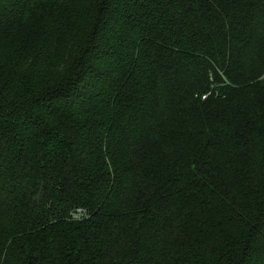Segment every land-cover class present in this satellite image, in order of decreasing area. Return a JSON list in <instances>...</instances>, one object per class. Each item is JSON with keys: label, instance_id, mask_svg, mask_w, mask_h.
Segmentation results:
<instances>
[{"label": "trees", "instance_id": "obj_1", "mask_svg": "<svg viewBox=\"0 0 264 264\" xmlns=\"http://www.w3.org/2000/svg\"><path fill=\"white\" fill-rule=\"evenodd\" d=\"M0 264H264V0H0Z\"/></svg>", "mask_w": 264, "mask_h": 264}, {"label": "built area", "instance_id": "obj_2", "mask_svg": "<svg viewBox=\"0 0 264 264\" xmlns=\"http://www.w3.org/2000/svg\"><path fill=\"white\" fill-rule=\"evenodd\" d=\"M72 218L75 220H81L83 218H87L88 217V212L87 210L83 209V208H79L76 209L72 212L71 214Z\"/></svg>", "mask_w": 264, "mask_h": 264}]
</instances>
